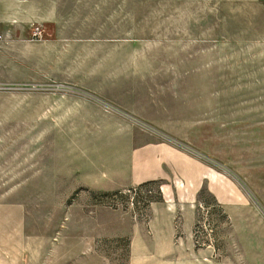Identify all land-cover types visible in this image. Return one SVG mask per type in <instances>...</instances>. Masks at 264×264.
<instances>
[{"label":"rangeland","instance_id":"374dc122","mask_svg":"<svg viewBox=\"0 0 264 264\" xmlns=\"http://www.w3.org/2000/svg\"><path fill=\"white\" fill-rule=\"evenodd\" d=\"M74 26L95 53L79 62L88 75H155L153 119L97 99L128 141L166 143L165 171L120 190L78 184L74 127L46 126L68 113L45 108L58 88L67 109L79 86L0 80V218L24 211L0 264H128V236H104L106 223L120 212L150 228L157 211L192 259L264 264V1L74 0Z\"/></svg>","mask_w":264,"mask_h":264},{"label":"crops","instance_id":"0c3cea01","mask_svg":"<svg viewBox=\"0 0 264 264\" xmlns=\"http://www.w3.org/2000/svg\"><path fill=\"white\" fill-rule=\"evenodd\" d=\"M31 22L42 23V40L28 39ZM87 29L92 32L94 28L81 31ZM77 31L74 0H0V33L4 35L0 40V80L65 81L79 86L69 94L74 95V104L68 105L67 109L62 106L63 93L57 87L48 94L45 108L51 113L50 118L59 117L57 114L64 110L68 113L70 120L66 123H62L60 116V120H46V126L74 127V153H77L74 180L78 184L113 191L163 177L165 166L160 161L162 153L167 150L166 143L142 141L134 136L128 141L127 120L105 110L99 101L101 98L143 119H153L148 108L159 100V93L156 95L151 87L155 75H88L87 69H82L79 62L95 53L89 51L87 36L76 35ZM74 72L82 75H74ZM108 87L110 89L106 90ZM162 90L160 94L167 99V89L163 87ZM157 112L172 119V115L163 109L158 108ZM157 118H161L160 114ZM156 123L164 125L159 121ZM110 142L113 145L109 147ZM94 144L99 147L98 156L88 158L84 152L88 151V145L89 150L94 151ZM171 155L176 156L175 153ZM177 159L185 160L181 155ZM9 213L11 216L0 218V253L5 255L6 261L7 251L3 249L11 244L10 236L16 233L15 215L19 214L18 219L24 217L22 209ZM117 214V220L107 222L110 228L102 234L119 238L128 236V264H210L204 259H192L190 253L173 242L176 222L171 212L157 211L150 220V228L141 222L128 224L123 213Z\"/></svg>","mask_w":264,"mask_h":264},{"label":"built area","instance_id":"2783aa9c","mask_svg":"<svg viewBox=\"0 0 264 264\" xmlns=\"http://www.w3.org/2000/svg\"><path fill=\"white\" fill-rule=\"evenodd\" d=\"M30 31H29V36L28 39L29 40H41L44 38V27L42 25V23L40 22H31L30 24ZM4 38V35L2 33H0V40Z\"/></svg>","mask_w":264,"mask_h":264}]
</instances>
